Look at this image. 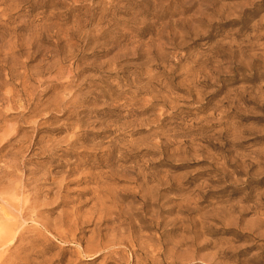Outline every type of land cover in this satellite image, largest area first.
Returning <instances> with one entry per match:
<instances>
[{"label":"rangeland","instance_id":"1","mask_svg":"<svg viewBox=\"0 0 264 264\" xmlns=\"http://www.w3.org/2000/svg\"><path fill=\"white\" fill-rule=\"evenodd\" d=\"M0 264H264V0H0Z\"/></svg>","mask_w":264,"mask_h":264},{"label":"bare ground","instance_id":"2","mask_svg":"<svg viewBox=\"0 0 264 264\" xmlns=\"http://www.w3.org/2000/svg\"><path fill=\"white\" fill-rule=\"evenodd\" d=\"M60 186V185H59Z\"/></svg>","mask_w":264,"mask_h":264}]
</instances>
